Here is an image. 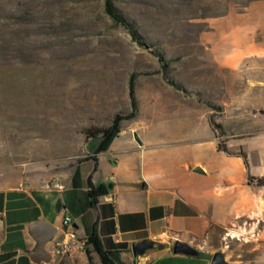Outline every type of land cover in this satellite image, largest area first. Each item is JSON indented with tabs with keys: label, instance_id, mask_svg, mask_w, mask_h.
Segmentation results:
<instances>
[{
	"label": "rangeland",
	"instance_id": "rangeland-1",
	"mask_svg": "<svg viewBox=\"0 0 264 264\" xmlns=\"http://www.w3.org/2000/svg\"><path fill=\"white\" fill-rule=\"evenodd\" d=\"M113 1L130 27L110 16L106 0H0V180L28 169L31 161L77 152L83 126L129 113L133 73L140 114L133 122L122 121V140L132 138L131 127L138 135L161 128L186 133L189 124L207 123L206 108L218 121L219 83L226 77L213 65L201 34L213 18L264 0ZM224 120L241 128L237 118ZM100 141L95 137L85 149ZM44 164L52 161L36 165L40 173ZM37 179L45 181L43 175ZM262 227L252 229L245 220L230 229L214 226L207 237L189 243L201 255L171 253L157 264H211L216 251L231 264H264ZM95 264H104L100 256Z\"/></svg>",
	"mask_w": 264,
	"mask_h": 264
},
{
	"label": "crops",
	"instance_id": "crops-1",
	"mask_svg": "<svg viewBox=\"0 0 264 264\" xmlns=\"http://www.w3.org/2000/svg\"><path fill=\"white\" fill-rule=\"evenodd\" d=\"M201 41L226 77L219 83L222 93L217 102L223 107L217 122L226 134L219 137L214 130L209 108L206 124H189L182 134L166 128L140 133L142 144L135 139V127L132 138L122 140V125L120 134L97 155L96 167L94 156L101 141L88 151L85 146L94 138L87 139L82 129L110 127L114 116L107 123L83 126L77 133V152L49 155L37 164L31 161L28 169L14 170L9 179L0 180V264H76V260L88 264L85 251L54 254L50 263H36L30 257L36 242L29 225L45 219L58 228L57 237L69 228L63 222L66 215L72 216L81 238L96 234L102 250L124 264L147 259L148 264H157L174 253L177 240L193 243L207 237L214 226L230 229L240 220L250 222L252 229L262 224L259 234L264 239V185L249 183V176H264V113L259 116L264 112V1L213 18ZM170 92L195 101L178 90ZM254 111L257 116L251 117ZM139 114L140 110L127 122ZM226 117L237 118L241 128L229 127ZM221 140L230 150H244L246 161L220 151ZM46 160L52 164H44L40 173L36 165ZM198 167L202 171H196ZM39 175L44 182L37 179ZM91 175L94 186L105 190L95 200L89 193ZM143 240L154 246L134 259L132 246ZM51 245L52 241L49 250ZM92 256L97 263L99 252L93 250Z\"/></svg>",
	"mask_w": 264,
	"mask_h": 264
},
{
	"label": "trees",
	"instance_id": "trees-1",
	"mask_svg": "<svg viewBox=\"0 0 264 264\" xmlns=\"http://www.w3.org/2000/svg\"><path fill=\"white\" fill-rule=\"evenodd\" d=\"M106 11L110 14V16L116 20L117 22H120L128 27H130V24L126 21L124 16L119 12L118 8L114 4L113 0H106ZM134 37L138 39V35L136 32H133ZM136 73H133L131 75V78L129 80V94L131 98V105H132V110L129 113H117L114 116L113 123L110 127H100V126H92L89 128L84 129V134L87 139L90 138H95V137H102L101 144L98 146L95 152L94 160L96 162V167H97V155L106 150L110 143L116 138L120 132L122 131V121L126 119H133L138 115L139 112V105H138V99L136 96ZM174 84V83H173ZM178 89H181L180 86H176ZM210 106H216L213 102L209 101L208 102ZM212 125L215 131H217L219 134V137H222L223 135L226 134L224 127L222 124L218 123L213 117H212ZM218 149L220 151H225L230 154L242 156L245 161L247 159V154L244 150H241L239 153H235L231 151L227 145L221 140ZM249 183L250 184H257V185H264V176L263 177H254V176H249ZM89 193L92 196V198L95 200L98 195L101 193H104L105 190L102 188H96L92 182V175L89 178ZM89 243L93 244V250L98 251L100 254V257L103 261L104 264H124L121 262H116L112 257L107 255L101 247V243L99 241V238L97 237L96 234H93L91 237H89ZM91 249H87L86 253L88 255L89 263L90 264H95L94 257L92 256V251ZM139 258V257H136Z\"/></svg>",
	"mask_w": 264,
	"mask_h": 264
},
{
	"label": "water",
	"instance_id": "water-1",
	"mask_svg": "<svg viewBox=\"0 0 264 264\" xmlns=\"http://www.w3.org/2000/svg\"><path fill=\"white\" fill-rule=\"evenodd\" d=\"M136 140L142 144L139 135L135 134ZM196 171H202L200 167ZM146 187V184H144ZM29 233L35 240V246L30 251L31 259L36 263H50L54 258V253L47 247L58 233V228L46 221L45 219H38L29 225ZM154 246V242L150 240L137 241L133 244V254L135 257L144 255L149 249ZM173 251L175 254H184L189 256H199L201 252L182 240H177L174 243ZM211 264H231L226 258L223 251H216L211 259Z\"/></svg>",
	"mask_w": 264,
	"mask_h": 264
},
{
	"label": "built area",
	"instance_id": "built-area-1",
	"mask_svg": "<svg viewBox=\"0 0 264 264\" xmlns=\"http://www.w3.org/2000/svg\"><path fill=\"white\" fill-rule=\"evenodd\" d=\"M58 181L59 178H56ZM55 186H59L58 183ZM66 226H69L64 230L62 235H58L52 240V245L50 250L55 255H62L66 253L76 251H87L90 247H93L92 243H89V238H81L77 233L76 229L73 227V218L70 215H66L63 220Z\"/></svg>",
	"mask_w": 264,
	"mask_h": 264
},
{
	"label": "bare ground",
	"instance_id": "bare-ground-1",
	"mask_svg": "<svg viewBox=\"0 0 264 264\" xmlns=\"http://www.w3.org/2000/svg\"><path fill=\"white\" fill-rule=\"evenodd\" d=\"M231 235V234H230ZM232 236H237V233L233 232L232 233ZM263 238V237H262Z\"/></svg>",
	"mask_w": 264,
	"mask_h": 264
}]
</instances>
